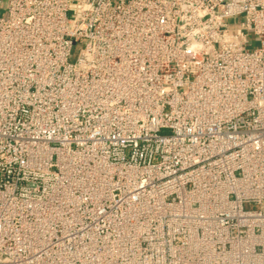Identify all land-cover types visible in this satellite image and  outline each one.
Instances as JSON below:
<instances>
[{
  "label": "built area",
  "instance_id": "built-area-1",
  "mask_svg": "<svg viewBox=\"0 0 264 264\" xmlns=\"http://www.w3.org/2000/svg\"><path fill=\"white\" fill-rule=\"evenodd\" d=\"M47 245L264 264V0H0V264Z\"/></svg>",
  "mask_w": 264,
  "mask_h": 264
},
{
  "label": "rangeland",
  "instance_id": "rangeland-1",
  "mask_svg": "<svg viewBox=\"0 0 264 264\" xmlns=\"http://www.w3.org/2000/svg\"><path fill=\"white\" fill-rule=\"evenodd\" d=\"M79 0H71L72 13L76 14L78 12ZM238 20V18H236ZM259 45V37L252 32L247 35V42L245 44L246 48H255ZM71 60H74L72 58ZM72 248H66L65 254H69ZM63 248L56 247L51 248L47 245V264H66L67 262L62 259ZM63 261V262H62Z\"/></svg>",
  "mask_w": 264,
  "mask_h": 264
}]
</instances>
